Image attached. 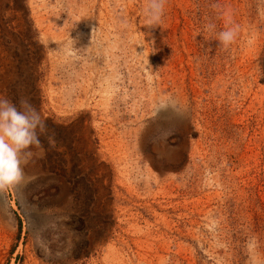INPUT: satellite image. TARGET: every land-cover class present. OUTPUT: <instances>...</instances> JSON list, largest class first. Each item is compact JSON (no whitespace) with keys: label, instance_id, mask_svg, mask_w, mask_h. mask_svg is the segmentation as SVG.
<instances>
[{"label":"rangeland","instance_id":"374dc122","mask_svg":"<svg viewBox=\"0 0 264 264\" xmlns=\"http://www.w3.org/2000/svg\"><path fill=\"white\" fill-rule=\"evenodd\" d=\"M148 5L0 0V97L55 134L0 191V264H264V0Z\"/></svg>","mask_w":264,"mask_h":264},{"label":"clouds","instance_id":"9594fccd","mask_svg":"<svg viewBox=\"0 0 264 264\" xmlns=\"http://www.w3.org/2000/svg\"><path fill=\"white\" fill-rule=\"evenodd\" d=\"M166 3L167 0H149L147 27L151 28L162 20ZM205 27L211 30L215 26L208 24ZM237 33V26L220 31L219 44L227 48ZM42 135L48 139L50 147L55 146L54 132H50L46 120L29 98L21 97L17 105L6 97H0V191L30 180L25 168L36 159L43 158Z\"/></svg>","mask_w":264,"mask_h":264}]
</instances>
